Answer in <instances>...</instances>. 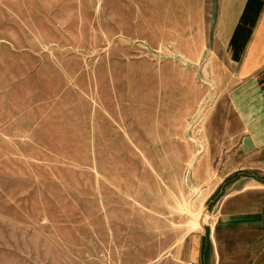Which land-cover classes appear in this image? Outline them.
I'll use <instances>...</instances> for the list:
<instances>
[{
  "label": "rangeland",
  "instance_id": "1",
  "mask_svg": "<svg viewBox=\"0 0 264 264\" xmlns=\"http://www.w3.org/2000/svg\"><path fill=\"white\" fill-rule=\"evenodd\" d=\"M209 3L0 0V264H184L238 177Z\"/></svg>",
  "mask_w": 264,
  "mask_h": 264
},
{
  "label": "crops",
  "instance_id": "2",
  "mask_svg": "<svg viewBox=\"0 0 264 264\" xmlns=\"http://www.w3.org/2000/svg\"><path fill=\"white\" fill-rule=\"evenodd\" d=\"M206 44L234 79L226 97L238 161L225 177H238L210 189L211 221L186 234L177 254L184 264H264V0H210Z\"/></svg>",
  "mask_w": 264,
  "mask_h": 264
},
{
  "label": "bare ground",
  "instance_id": "3",
  "mask_svg": "<svg viewBox=\"0 0 264 264\" xmlns=\"http://www.w3.org/2000/svg\"><path fill=\"white\" fill-rule=\"evenodd\" d=\"M204 217H205V213L204 212H201L200 215L198 216V220L200 221V225L198 224V220H197V224L199 226H202L203 225Z\"/></svg>",
  "mask_w": 264,
  "mask_h": 264
}]
</instances>
